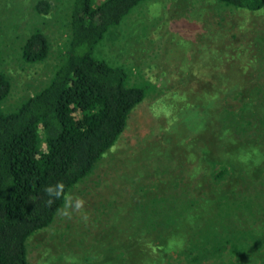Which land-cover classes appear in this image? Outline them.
<instances>
[{
	"label": "trees",
	"instance_id": "obj_1",
	"mask_svg": "<svg viewBox=\"0 0 264 264\" xmlns=\"http://www.w3.org/2000/svg\"><path fill=\"white\" fill-rule=\"evenodd\" d=\"M53 1L58 0H37L36 15L53 16ZM146 1L74 0L53 74L12 107L6 106L12 83L1 68L0 47V264H31L29 238L55 221L69 192L93 172L145 100L146 88L130 85L128 71L97 57L96 51L109 31ZM216 1L237 10L264 8V0ZM21 51L31 64L53 54L40 27ZM225 75L215 79L224 93L218 94L220 86L214 84L200 96H184L170 122L189 118L191 125H198L190 147L202 141L197 135H206L205 163H196L195 150H184L178 168L186 169L192 154L193 165L183 185L161 180L137 205L138 214L150 216L141 231L154 234L155 249L148 251L159 253L155 262L172 250L191 256L192 263L217 259L227 251L251 262L246 256L264 249V101L230 110L227 102L239 95L241 84L231 70ZM188 130L173 126L168 131L185 138L193 132ZM167 148L172 150V145ZM176 180L183 181L180 175ZM57 182L64 184L63 196L46 206L44 189Z\"/></svg>",
	"mask_w": 264,
	"mask_h": 264
},
{
	"label": "rangeland",
	"instance_id": "obj_2",
	"mask_svg": "<svg viewBox=\"0 0 264 264\" xmlns=\"http://www.w3.org/2000/svg\"><path fill=\"white\" fill-rule=\"evenodd\" d=\"M36 1L0 0L1 68L12 83L7 107L33 95L53 74L57 49L67 38L74 0L53 1L55 14L43 19L34 11ZM35 27L46 32L53 54L43 63L31 64L22 58L21 46ZM96 56L124 67L130 85L146 88V98L93 172L69 192L72 203L77 197L84 200L83 209L68 218L64 205L50 226L29 238L31 264H264V249L246 256L251 262L227 251L217 259L192 263L191 256L173 250L155 262L159 253L148 251L155 249L154 234L141 231L149 213H137L143 196L158 189L161 180L180 186L192 170L193 154L184 164L188 169L178 166L186 157L181 153L191 150L198 125H191L189 118L170 124L184 96L195 92L194 97L200 96L214 84L220 86L218 94L224 93L215 79L231 70L241 88L228 100L230 110L239 112L244 103L264 101V8L252 12L216 0H148L109 31ZM171 126L193 132L175 138L168 131ZM197 137L202 141L190 153L195 150L196 163H205L206 135ZM178 175L183 181L176 180Z\"/></svg>",
	"mask_w": 264,
	"mask_h": 264
},
{
	"label": "clouds",
	"instance_id": "obj_3",
	"mask_svg": "<svg viewBox=\"0 0 264 264\" xmlns=\"http://www.w3.org/2000/svg\"><path fill=\"white\" fill-rule=\"evenodd\" d=\"M44 192L45 195L49 197V199L45 201V205L51 206L56 199H60L63 196L64 184L63 182H57L55 185H49L45 187ZM84 203H85L84 200L79 197L75 198L74 203H72L70 198L66 199L63 214L66 217L71 218L72 211H76V212L81 211L84 207ZM69 209H71V211H69ZM86 218L87 217H85V219Z\"/></svg>",
	"mask_w": 264,
	"mask_h": 264
}]
</instances>
